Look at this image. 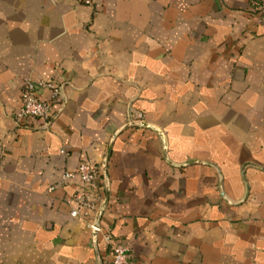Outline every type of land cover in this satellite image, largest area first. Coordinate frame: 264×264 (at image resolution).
Masks as SVG:
<instances>
[{
    "label": "crops",
    "instance_id": "obj_1",
    "mask_svg": "<svg viewBox=\"0 0 264 264\" xmlns=\"http://www.w3.org/2000/svg\"><path fill=\"white\" fill-rule=\"evenodd\" d=\"M88 1L0 0V264H98L76 193L103 264L106 232L128 264H264L260 0ZM25 79L61 85L47 127Z\"/></svg>",
    "mask_w": 264,
    "mask_h": 264
},
{
    "label": "built area",
    "instance_id": "obj_2",
    "mask_svg": "<svg viewBox=\"0 0 264 264\" xmlns=\"http://www.w3.org/2000/svg\"><path fill=\"white\" fill-rule=\"evenodd\" d=\"M85 3H89L85 0ZM260 12L264 15V0H260L259 4ZM41 85L50 90V97L43 99L37 94V87L31 80H23L20 94V107L15 114V120L18 122H25L27 125L31 119H41L44 126H49L51 119V104L58 102L61 98V85L51 82L44 81ZM142 122L141 116L129 120ZM98 169L90 163L80 162L74 172L65 171L61 179L66 180L67 178L76 174L81 182L85 186H92L97 176ZM74 201L77 206L83 209L82 216L87 221V226L92 232L93 229L97 231V235L100 232V221L99 225L95 224L96 214L99 210L100 203H96L91 196L83 193H76ZM71 215H79L78 208L71 210ZM102 237L109 246L110 261L107 264H128V247L119 241H117L109 232L103 233Z\"/></svg>",
    "mask_w": 264,
    "mask_h": 264
},
{
    "label": "water",
    "instance_id": "obj_3",
    "mask_svg": "<svg viewBox=\"0 0 264 264\" xmlns=\"http://www.w3.org/2000/svg\"><path fill=\"white\" fill-rule=\"evenodd\" d=\"M133 125H136V126H145L146 123L144 122H139V121H131V122H128L126 124V126H133ZM107 157H108V154L107 156L104 158L103 162H102V172H103V177H104V183H105V186L107 185V178H106V162H107ZM105 201L102 202V204H100V207H99V210L96 214V218H95V224L96 225H99V221H100V217H101V214L103 212V209H104V206H105ZM91 237H92V244H93V247L95 249V252H96V258H97V262L98 264H103L102 260H101V257L99 256L98 252H97V231L95 229L92 230L91 232Z\"/></svg>",
    "mask_w": 264,
    "mask_h": 264
}]
</instances>
